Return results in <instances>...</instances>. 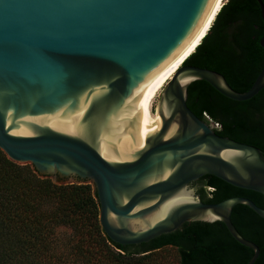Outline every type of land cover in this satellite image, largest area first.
I'll return each instance as SVG.
<instances>
[{
    "label": "water",
    "instance_id": "95a60500",
    "mask_svg": "<svg viewBox=\"0 0 264 264\" xmlns=\"http://www.w3.org/2000/svg\"><path fill=\"white\" fill-rule=\"evenodd\" d=\"M217 1L0 0V148L43 176L92 184L101 226L116 243L221 221L254 251L246 263L254 264L260 247L239 232L232 212L245 204L264 218V207L246 196L206 203L193 182L210 174L264 196V155L219 135L187 98L190 84L205 80L249 100L264 88V68L240 92L222 73L184 62L156 115L149 111Z\"/></svg>",
    "mask_w": 264,
    "mask_h": 264
},
{
    "label": "trees",
    "instance_id": "16d2710c",
    "mask_svg": "<svg viewBox=\"0 0 264 264\" xmlns=\"http://www.w3.org/2000/svg\"><path fill=\"white\" fill-rule=\"evenodd\" d=\"M264 4V0H262ZM258 0H227L210 31L185 64L222 73L237 91H247L264 68V49L250 38L253 23L264 26ZM243 20L230 40L228 28ZM187 104L201 119L219 123L222 136L258 146L264 155V88L249 100L230 99L205 80L188 88ZM41 175L8 158L0 148V264H246L254 251L239 243L221 221L186 222L140 244L122 245L104 232L94 186ZM206 203L246 196L264 207V196L214 175L193 182ZM212 188V189H209ZM239 232L260 247L264 264V218L245 204L233 208ZM71 230L61 243L59 229ZM168 247L177 251L176 259Z\"/></svg>",
    "mask_w": 264,
    "mask_h": 264
},
{
    "label": "bare ground",
    "instance_id": "6f19581e",
    "mask_svg": "<svg viewBox=\"0 0 264 264\" xmlns=\"http://www.w3.org/2000/svg\"><path fill=\"white\" fill-rule=\"evenodd\" d=\"M226 1L227 0H218L217 1L216 5H215V8H214V10H213V12L211 14L210 19L208 20V22L204 26L203 30L199 34V36L196 39V41L179 58V60L175 64V66L172 68V70L170 71V73L168 74V76L166 77V79L164 80V82L162 83V85L160 86L158 91L156 92V94L153 96V98H152V100H151V102L149 104V111H150L151 116H155L156 115V110H155V112L153 111V104H154V101L156 100V97L161 93L162 88L168 83V81L172 78V76L184 64L186 59H188V57H190L195 52L196 48L202 43L203 39L206 37V35L210 31V28L212 27V25H213L217 15H218V13L220 12L221 8L223 7V5L225 4Z\"/></svg>",
    "mask_w": 264,
    "mask_h": 264
},
{
    "label": "flooded vegetation",
    "instance_id": "af4514ba",
    "mask_svg": "<svg viewBox=\"0 0 264 264\" xmlns=\"http://www.w3.org/2000/svg\"><path fill=\"white\" fill-rule=\"evenodd\" d=\"M261 19H263V21H264V18L262 16V11H261ZM242 21L243 20L239 19L236 22H234V24L232 26H230L228 28V32L227 33L229 35L230 40L234 41L236 39V35H238L239 26L242 24ZM263 37H264V26H261L258 23H253L252 28L250 30V38L252 39V41L253 42L256 41V42H258L259 45H261V40H262ZM262 48L264 49V47H262ZM186 65H192V64L187 63Z\"/></svg>",
    "mask_w": 264,
    "mask_h": 264
},
{
    "label": "rangeland",
    "instance_id": "374dc122",
    "mask_svg": "<svg viewBox=\"0 0 264 264\" xmlns=\"http://www.w3.org/2000/svg\"><path fill=\"white\" fill-rule=\"evenodd\" d=\"M227 2V1H226ZM165 87V86H164ZM163 87V88H164ZM163 88H162V90H163ZM159 99H160V94L156 97V100L154 101V104H153V111L155 112V110H156V106H157V104H158V102H159ZM28 165H30L31 167H32V165L31 164H28ZM50 178H52L51 176H49ZM53 180H55L54 178H52ZM66 182H72V180H66ZM71 230H69V229H64V228H60L59 229V234H58V236H59V239H61L60 241H61V243H65V241L67 240V238L69 239L71 236ZM168 249V254H169V256L171 257V258H174V259H176V255H177V251L174 249V248H171V247H168L167 248Z\"/></svg>",
    "mask_w": 264,
    "mask_h": 264
},
{
    "label": "built area",
    "instance_id": "2783aa9c",
    "mask_svg": "<svg viewBox=\"0 0 264 264\" xmlns=\"http://www.w3.org/2000/svg\"><path fill=\"white\" fill-rule=\"evenodd\" d=\"M206 117L211 121V122H214L208 115H206ZM219 123L217 122H214V127H219Z\"/></svg>",
    "mask_w": 264,
    "mask_h": 264
}]
</instances>
